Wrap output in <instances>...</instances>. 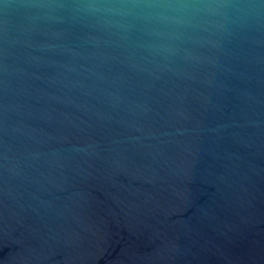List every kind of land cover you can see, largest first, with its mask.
<instances>
[{"label": "water", "instance_id": "obj_1", "mask_svg": "<svg viewBox=\"0 0 264 264\" xmlns=\"http://www.w3.org/2000/svg\"><path fill=\"white\" fill-rule=\"evenodd\" d=\"M0 264H264V0H0Z\"/></svg>", "mask_w": 264, "mask_h": 264}]
</instances>
